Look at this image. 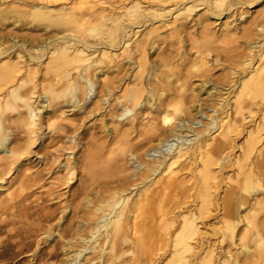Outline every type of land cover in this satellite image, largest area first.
<instances>
[{"label": "bare ground", "instance_id": "6f19581e", "mask_svg": "<svg viewBox=\"0 0 264 264\" xmlns=\"http://www.w3.org/2000/svg\"><path fill=\"white\" fill-rule=\"evenodd\" d=\"M5 1L0 0V184L11 177L15 168L24 164L32 146L43 141L45 133L40 129L45 118L66 114L61 112L60 104L54 105L53 100L69 94L71 101L68 104L72 105L67 112L74 113L85 109L99 86V102L95 103L93 110L84 113L90 115L104 111L105 117H111L119 126L115 130L109 129V133L122 136L119 140L116 138L115 143L133 151L131 156L134 158L142 156L135 168L137 172L132 176L124 180L102 181L105 183L103 187L94 174H89L80 189L71 192V199H83L86 204H94L95 209L90 211L86 221L91 239L88 242L83 239L81 249L68 264L81 263V257L89 251L99 252L98 259L89 264H99L104 258L106 262L102 264H155L160 252L172 256L167 264H196L191 258H195L197 264H214L212 253L207 252L201 257L200 250L209 240V234L201 232L199 220L208 214L210 218L215 205L222 213V226L215 231V235H221V243L234 241L241 222L247 226L239 239L244 245L243 255H235L233 264H264V220H258L257 215L251 222L248 214L239 213L246 199L257 196L264 189V146L260 148L264 140L261 134L264 130V0H12L10 8H2ZM59 2L65 5L56 6ZM203 9L211 14L212 19H233L227 24L230 26H227L226 33H241L247 40L248 54L239 57L236 71L229 77L232 84L230 94H234L229 101H233L234 111L227 119L218 121L203 113L207 108L203 103V108L194 109L192 115H205L212 122L196 131L182 125L184 119H177L180 105L187 98L174 87L170 88L171 94L165 95L166 88L160 77L153 76L147 67V59L148 47L164 42L160 36L166 28L170 27L173 37H181L191 24L188 21L190 14ZM253 9L260 10L249 20L247 10ZM11 14L32 18L36 23L34 28L44 27L41 29L43 33L40 31L38 35L24 38L17 32H5L6 25L3 24L13 16ZM169 16L173 20L171 23L167 21ZM13 21L15 25L20 23L19 20ZM240 22L247 23V26H241ZM63 24L77 26L62 30ZM88 32H98L101 36L93 42L89 40ZM201 61L206 64L204 57ZM169 63L164 59L160 67ZM43 65L48 86L42 84L45 93L41 95L40 107L35 101L38 86L35 79ZM125 65H137L138 71L127 70ZM185 65L186 61L180 62L181 68ZM66 67L69 69L65 70ZM111 68L114 71L110 73ZM50 72L54 75L49 76ZM210 83L212 80L202 82L200 89L205 90ZM58 88L64 92L59 93ZM219 88L213 85L212 90L219 91ZM222 88L225 90L226 86ZM211 111L217 112L213 108ZM141 115L151 116L149 125L137 124ZM178 120L181 123L177 125ZM242 123L250 125L241 157L235 164L236 181L230 184L231 190L218 204L213 196L214 190L225 184L227 153L231 146L232 150L235 148L231 145V134L238 132ZM126 125L130 128L124 129ZM46 128L52 133L49 137L52 142H63L67 138V143L77 145L80 136L87 135L85 129L80 131L77 126L49 123ZM147 130L151 135L147 142L157 141V144L139 154L144 143L136 147L130 138L136 134L138 139L146 135ZM69 131L72 136H68ZM216 132H220L219 137L211 138V133ZM190 133L195 135L194 139H188ZM23 134L27 137L24 145L21 144ZM66 149L62 147L61 151ZM67 154L64 163L59 160L61 157L54 158L57 168H63L66 173L55 179L52 186L72 187L75 183V161L71 153ZM45 157L46 172L52 175L55 173L53 164ZM188 159L193 162L185 164L182 169L198 176L190 187L184 186L180 170H174L181 160ZM198 164L201 167L197 173L194 165ZM43 172L34 176L18 169L19 177L24 178L21 182L33 183L32 187L42 180ZM27 189L29 193L25 189L22 193L11 194L10 199L20 201L7 205L23 207L24 202L33 196L30 193L32 188ZM50 189L47 196L52 198L57 191ZM25 192L28 194L23 196ZM197 200L196 212L186 207L197 204ZM263 204L256 202L262 212ZM251 210L249 212H253ZM251 242L254 248L247 245Z\"/></svg>", "mask_w": 264, "mask_h": 264}, {"label": "rangeland", "instance_id": "374dc122", "mask_svg": "<svg viewBox=\"0 0 264 264\" xmlns=\"http://www.w3.org/2000/svg\"><path fill=\"white\" fill-rule=\"evenodd\" d=\"M30 1L37 2V0ZM75 1L76 0L73 2ZM12 2V0L5 1L2 8H10L13 4ZM10 3L11 5H9ZM64 5L63 2H59L56 6L62 7ZM257 10L260 9L247 10L249 20L252 14H256L255 12ZM205 11L206 9H203L190 14V19L188 21L191 22V24L181 37H173L170 27L166 28L160 36V40L164 42H161L159 46L155 47L150 45L148 47L147 59V67L154 73L153 76L158 75L160 77L162 86L166 88L167 92L165 95L171 94L172 91L170 88L174 87L175 89H180V94H182L184 98H187V101L180 105V115L177 116V119H184V122L181 123L178 120L179 122H176L177 125L181 123L185 127H191L196 131L209 126L212 122L211 119H207L205 115H200L198 117L193 116L195 114L194 109H202L203 103L207 107L203 109V113L209 115L210 118L215 117L218 121L227 119L228 114L234 111L233 101H229L234 96L233 93L230 94L229 88L232 84L230 83L229 77L232 72L236 71V63L240 61L239 57L248 54L246 48L247 40L242 37L241 33L236 34V31L235 33H226V29H229L227 26H230L227 24L232 22L233 19H212L210 17L211 14ZM11 15L13 16L9 17V20L5 21L3 24L6 25L5 32H17L20 36L25 38L40 34L41 29L44 28L42 26H40L41 28L39 29L38 27L34 28L36 23H34L32 18L18 16H16V18L14 14ZM171 18L170 16L167 17L168 23L173 21ZM13 20H19L20 23L15 25ZM234 24L235 23L231 24V27H233ZM240 24L241 26H247L245 22H240ZM75 26L77 25L73 26L72 24L71 26L70 24H63L61 29H71ZM148 29L146 30L148 31ZM87 34L89 40L93 42L99 40L101 36L98 32H88ZM200 53H202V55H200ZM201 57L206 59V64L202 63ZM164 59H168L170 63L168 66L160 67V63H162ZM181 61H186V67H180ZM125 66L127 70L130 69L132 72L138 71L137 65L132 67L128 65ZM156 68L158 69L156 70ZM67 69H69V67L65 68V70ZM99 69L101 70V67H99ZM109 71L110 73L113 72L114 68H111ZM44 73L45 67L43 65L40 68V74L35 79V83L38 85L35 101H37L36 103L40 107L41 95L45 93V90L41 88L42 84H44V87L48 86V83L44 80V78L48 77H44ZM53 75V72L49 73V76ZM170 76H172L171 79H168ZM179 77L180 80L178 81ZM208 80H212V83L208 84L206 89L202 91L200 89L201 83L207 82ZM213 85L220 86L219 91L212 90ZM222 86H226V89L223 90ZM58 90L59 93L64 92L63 89L58 88ZM100 90V86L95 89L92 100L87 104L85 109L78 110L74 113L67 112L70 110V105H72L68 104L71 101V96L69 94H67L66 97L62 96V98L53 100L54 105L56 104L58 106L60 104L62 109L61 112L65 111L66 114L63 115V117L60 113V116L55 117L49 115L50 120L48 119L49 116L45 118L44 126L40 129V131L45 133L43 141H39L32 146L30 154L25 156L24 164L15 168L11 173V177L6 178V180L0 184V264H68V261L74 259L76 257V252L81 249L83 239L85 238L87 240L86 242L91 239L90 228H88L86 221H88V214L90 211H94L95 209L94 204H86V201L83 199H71V192L79 190L80 186L83 185L82 183L87 180L89 174H94L95 178L98 179V183H100L102 181L118 180L120 178L124 180L137 172L135 168L138 166L139 160H142V156L132 157L133 151L125 148L126 146L121 143H115L122 136L109 133V129L115 130L116 127H119L118 124L115 123L111 117H105L104 111L90 115L84 113L86 110H93L95 103L99 102ZM211 95L212 97H210ZM42 97L44 98V96ZM212 108L217 112L211 111ZM119 110L120 112L122 111L121 107H119ZM252 110H254V108ZM246 113H249V111ZM138 117L140 121L137 124L140 122L144 125L150 124L151 116L141 115ZM200 121V124H195ZM49 123H57L58 125L67 127L71 126L72 128L77 126V128H81L80 131L85 129L87 135L84 138L80 136L77 145H70L67 143V138L64 139L63 142H52L49 139L52 133L46 128V124ZM249 125L250 124L242 123L239 131L231 134V145H234L235 148L232 150L231 146L227 153L229 157V162L225 169V176L227 178L226 181H224L225 184H222L218 190H214L213 194L218 204L222 203L224 194L231 190L230 184L236 181L235 164L241 157L243 150L242 146L246 142ZM149 127L150 126L147 128ZM123 128L128 129L130 127L126 125ZM219 133L220 132L211 133L210 137L217 139ZM147 134L142 135L138 139L136 134H134L130 138L133 140V144L136 147L139 146L140 143H144L145 147L142 151H139V154H143L152 144H157V141H154L152 144L148 143V138H151L150 130H147ZM209 134L207 136H209ZM261 134L264 138V130ZM185 135H188L187 132ZM68 136H72V132L69 131ZM194 138L195 135L190 133L188 139L191 140ZM26 139V135L23 134L22 145L25 144ZM263 146L264 140L260 148ZM62 147H67L66 151H61ZM68 149V154L71 153V158L75 161L73 166L76 165V172L74 175L75 183L72 187H58V184L52 186L55 179L64 177L66 173L63 168H57V165L54 163V158L61 157L59 160L64 163L65 154H67ZM43 157L46 159L48 158L49 163L53 164L55 173L52 175L47 174L48 172H46L45 167L46 161H44L45 159ZM192 162L193 161L190 159L181 160L174 168L176 171L180 170V175L182 179H184V186L186 187L192 186L198 179V176H196L193 171L190 172L182 169L185 164H191ZM199 167H201V165H194L197 173ZM19 168L25 170L26 174L31 173L34 176L36 173L44 171L42 174L43 178L33 187V183H22L21 181L24 178L21 179L22 176L19 177ZM217 168L218 167H214V170L218 172L219 170H217ZM218 175H221V172L218 173ZM101 184L105 187V183L102 182ZM2 186L4 187L1 188ZM27 188H32L30 193L31 196H33L24 202L23 207L13 208L8 206L9 204L11 205V203H18L20 201V199H10L11 194L20 193L25 189V191L28 192L29 189ZM50 188H54V192L57 191V194L55 193L52 198L47 196V191H49ZM26 192L25 194L23 193V196L29 193ZM61 194L62 196L59 197ZM263 200L264 189L257 196L255 195L254 197L246 199V204L239 213L241 215L248 214L250 217L249 221L251 222L254 221L257 215L258 220H264L263 210L256 205V202H264ZM196 203L197 204H192L190 207H186L196 212L195 210L198 209L197 205L199 201L197 200ZM186 207H184V209H186ZM262 208L264 209V204ZM251 209H254V211ZM250 210L253 212H249ZM36 211L40 212L39 215H37ZM210 215V218H208V214L202 220H199L201 232L209 234L207 238L209 240L206 241L207 243L205 242L204 248L200 250L201 257H204L208 252L210 254L212 253L214 264H233L234 258L239 255V253L241 257L243 255L242 246L244 245L241 244L242 241L239 239L246 230V223L241 222L239 224L234 241L228 240V242L221 243V235H215V231L222 226V213L219 211L217 205L212 208ZM81 226L82 228L79 230ZM49 235L52 236L49 238ZM67 243L68 245H66ZM89 245H91V243ZM247 245L250 246L249 248H254V243H248ZM98 253V251H89L85 256L83 255L81 257V263L77 264H89L91 260L98 259ZM160 254L155 258V264H167L171 262V255L163 252H160ZM71 255L72 257H70ZM191 260L196 264L198 263L195 258H191ZM105 262L106 258L102 259L101 263H99V260L96 261V263L99 264Z\"/></svg>", "mask_w": 264, "mask_h": 264}]
</instances>
